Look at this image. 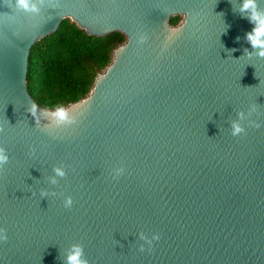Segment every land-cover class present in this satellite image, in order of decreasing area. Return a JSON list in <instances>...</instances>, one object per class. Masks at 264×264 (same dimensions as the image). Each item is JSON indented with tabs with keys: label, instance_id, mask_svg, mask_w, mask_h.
Here are the masks:
<instances>
[{
	"label": "water",
	"instance_id": "obj_1",
	"mask_svg": "<svg viewBox=\"0 0 264 264\" xmlns=\"http://www.w3.org/2000/svg\"><path fill=\"white\" fill-rule=\"evenodd\" d=\"M244 3L0 0V264H67L74 245L89 264H264V57ZM65 19L126 38L65 106L73 124L33 117L26 80Z\"/></svg>",
	"mask_w": 264,
	"mask_h": 264
},
{
	"label": "trees",
	"instance_id": "obj_2",
	"mask_svg": "<svg viewBox=\"0 0 264 264\" xmlns=\"http://www.w3.org/2000/svg\"><path fill=\"white\" fill-rule=\"evenodd\" d=\"M180 17L169 22L176 25ZM119 32L89 36L69 19L37 41L28 59L27 87L32 99L44 109L55 110L84 98L98 73L111 62L113 50L125 42Z\"/></svg>",
	"mask_w": 264,
	"mask_h": 264
},
{
	"label": "clouds",
	"instance_id": "obj_3",
	"mask_svg": "<svg viewBox=\"0 0 264 264\" xmlns=\"http://www.w3.org/2000/svg\"><path fill=\"white\" fill-rule=\"evenodd\" d=\"M18 4L25 8L28 9L29 4L28 0H18ZM251 9L252 14L248 19L250 22L255 23L257 26L253 28L252 32L247 34L248 40L251 42L252 46L255 47H261L262 50L258 53L261 57H264V41L260 40L261 36H264V14H261L257 11V5H256V0H245V3L243 4V7L241 11H245ZM146 37H142L140 42L143 43ZM38 104L33 101L31 108L29 111L32 113L33 117H36V107ZM54 116L56 122L58 124L61 123H66V124H73L76 122V118L74 116H71L69 114V111L65 107H57V109L52 113ZM37 123H39V118L37 117ZM255 127L259 128L260 125L256 124ZM0 131H3V128H0ZM242 132H244V128L236 121L232 123V135L233 136H239ZM8 161V156L6 155V150L3 148H0V165L7 163ZM124 169H115L114 170V178H117L119 175L123 173ZM57 175L63 176L64 172L61 169H56ZM66 208H70L72 206V200L69 197L65 201ZM142 239H146L142 235ZM7 235L5 234L4 229H0V241L7 242ZM159 235H153L152 239L148 241V245H152L153 240H158ZM74 251L71 255L67 257V264H89L88 259L83 258V248L80 245H74ZM140 250H144V246L141 245Z\"/></svg>",
	"mask_w": 264,
	"mask_h": 264
}]
</instances>
